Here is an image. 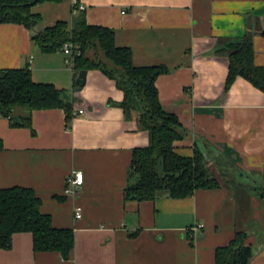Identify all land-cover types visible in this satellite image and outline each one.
Returning <instances> with one entry per match:
<instances>
[{
	"label": "crops",
	"instance_id": "crops-1",
	"mask_svg": "<svg viewBox=\"0 0 264 264\" xmlns=\"http://www.w3.org/2000/svg\"><path fill=\"white\" fill-rule=\"evenodd\" d=\"M76 1L86 24L110 28L115 46L129 49L132 65L166 69L153 84L161 106L185 129L173 149L183 156L198 150L218 185L183 198L159 192L152 200L123 201L131 149L147 137L134 111L126 116L119 107L122 92L98 70H85L74 90L65 55L40 52L31 30L0 22V69L26 66L32 81L62 89L72 111H83L65 119L60 108L32 110L30 128L9 127L0 116V188H30L52 227L73 233L62 260L56 252H33L30 233L15 232L9 248L0 249V264H213L214 248L236 231L251 248L247 264H264V196L256 190L264 189V93L239 76L224 88L222 50L248 40L254 65L264 66V0ZM70 4L42 2L45 16L31 10L36 4L30 10L42 28L69 22ZM74 171L82 183L64 195Z\"/></svg>",
	"mask_w": 264,
	"mask_h": 264
},
{
	"label": "trees",
	"instance_id": "trees-1",
	"mask_svg": "<svg viewBox=\"0 0 264 264\" xmlns=\"http://www.w3.org/2000/svg\"><path fill=\"white\" fill-rule=\"evenodd\" d=\"M63 0H0V22L23 25L32 31L31 42L40 52L60 51L64 43L71 45L70 69L73 82L81 70H98L113 81L122 92L118 103L126 116L137 113V127L146 133L147 142L131 149L122 199L152 200L163 192L170 198H183L198 189L216 188L218 182L194 149L190 156L176 153L172 142L183 137L185 129L174 114L166 111L157 99L154 77L166 69L162 66H134L127 47L115 46L110 28L85 23L84 13L75 0L70 4V20H55L51 25L33 31L41 17L30 11L33 4ZM222 50L227 59L224 88L239 76L264 93V66L254 65L253 49L248 40L229 41ZM75 84L73 89H78ZM25 109L17 114L15 109ZM60 108L72 116L67 94L50 83L31 80L26 66L0 69V116L9 127L30 128L32 110ZM0 141V149H1ZM264 196L263 188H256ZM39 199L30 188H0V249L10 246L11 234L28 232L33 252H56L68 258L73 246L69 228L52 227L48 215L38 210ZM244 233L236 231L223 246L213 250V264H247L251 248L244 244ZM187 241L191 244L190 237Z\"/></svg>",
	"mask_w": 264,
	"mask_h": 264
},
{
	"label": "built area",
	"instance_id": "built-area-1",
	"mask_svg": "<svg viewBox=\"0 0 264 264\" xmlns=\"http://www.w3.org/2000/svg\"><path fill=\"white\" fill-rule=\"evenodd\" d=\"M75 0H70L71 3H74ZM78 7L81 9V6L78 5ZM71 45L68 43H64L62 44V46L60 47V52L65 55L66 57V62L68 63L69 67H70V55H71ZM82 109H77L75 112L72 111V115L73 114H82ZM82 183V173L80 171H74L71 172L69 175H67V177L65 178L64 181V187H63V194L64 195H71ZM80 209L78 207L74 208L73 211V216L75 218H78L80 216ZM200 227L199 224L195 225L194 228H198Z\"/></svg>",
	"mask_w": 264,
	"mask_h": 264
},
{
	"label": "rangeland",
	"instance_id": "rangeland-1",
	"mask_svg": "<svg viewBox=\"0 0 264 264\" xmlns=\"http://www.w3.org/2000/svg\"><path fill=\"white\" fill-rule=\"evenodd\" d=\"M64 3H67L66 1H64ZM41 5V3H37L36 4V6H35V8H32L31 10L32 11H34L35 9L36 10H38V9H40L41 11H42V13H43V16H45L47 13H48V11H47V9L48 8H45L44 9V6H40ZM43 5H53V4H43ZM65 5V4H64ZM30 10V11H31ZM49 10V9H48ZM60 11H61V16H63V18L64 19H66L67 18V10H66V8H65V6H64V8H63V11H62V9H60ZM63 12V13H62ZM34 13V12H33ZM41 22H39L38 24H36L34 27H33V31L35 32L36 30H39L40 28H39V24H40ZM134 114H135V116L137 117V113L134 111Z\"/></svg>",
	"mask_w": 264,
	"mask_h": 264
},
{
	"label": "water",
	"instance_id": "water-1",
	"mask_svg": "<svg viewBox=\"0 0 264 264\" xmlns=\"http://www.w3.org/2000/svg\"><path fill=\"white\" fill-rule=\"evenodd\" d=\"M84 73H85L84 70H81V71H79V72L77 73L76 78H75V80H74V83H75V84H80V83H82V81H83V77H84Z\"/></svg>",
	"mask_w": 264,
	"mask_h": 264
}]
</instances>
